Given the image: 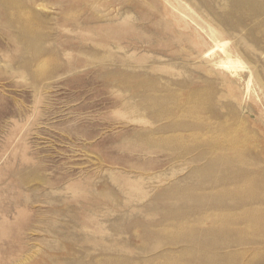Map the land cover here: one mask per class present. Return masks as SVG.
<instances>
[{
  "label": "rangeland",
  "instance_id": "rangeland-1",
  "mask_svg": "<svg viewBox=\"0 0 264 264\" xmlns=\"http://www.w3.org/2000/svg\"><path fill=\"white\" fill-rule=\"evenodd\" d=\"M0 264H264V0H0Z\"/></svg>",
  "mask_w": 264,
  "mask_h": 264
},
{
  "label": "bare ground",
  "instance_id": "bare-ground-1",
  "mask_svg": "<svg viewBox=\"0 0 264 264\" xmlns=\"http://www.w3.org/2000/svg\"><path fill=\"white\" fill-rule=\"evenodd\" d=\"M96 4H98V2L96 3ZM36 7H39V8H44V5L43 4H37L36 3ZM36 22V21H35ZM219 43H217V45H218ZM223 44H225V43H223ZM216 45V46H217ZM220 45H222V44H220ZM219 45V46H220ZM223 47V46H222ZM225 50V49H224ZM224 55H225V58H226V61H224L223 63L225 64V65H228V66H233L234 64H235V61L233 60V58L231 57V55H230V52H224ZM235 58V57H234ZM220 60H222V59H220ZM237 60H239L238 58H237ZM238 62V61H237ZM241 63L242 62H240V64H238V66L239 65H241ZM236 66V65H235ZM251 76V75H250ZM249 80V79H248ZM249 82V81H248Z\"/></svg>",
  "mask_w": 264,
  "mask_h": 264
}]
</instances>
